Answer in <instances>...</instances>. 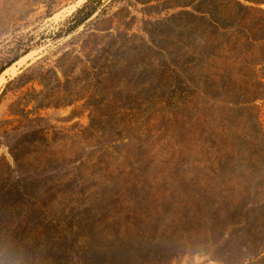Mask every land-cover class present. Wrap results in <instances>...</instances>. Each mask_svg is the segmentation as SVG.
I'll return each instance as SVG.
<instances>
[{
    "label": "rangeland",
    "instance_id": "rangeland-1",
    "mask_svg": "<svg viewBox=\"0 0 264 264\" xmlns=\"http://www.w3.org/2000/svg\"><path fill=\"white\" fill-rule=\"evenodd\" d=\"M87 1L0 0L24 263L264 264V1L100 0L67 34Z\"/></svg>",
    "mask_w": 264,
    "mask_h": 264
},
{
    "label": "trees",
    "instance_id": "trees-1",
    "mask_svg": "<svg viewBox=\"0 0 264 264\" xmlns=\"http://www.w3.org/2000/svg\"><path fill=\"white\" fill-rule=\"evenodd\" d=\"M264 0H249V2L254 3V4H259L262 3ZM96 2L97 4L100 3V0H88L80 9H78L72 16L73 19V24L70 26V28L66 31V33H70L73 30H75L78 26H80L84 21H86L94 12L95 8L90 7V5ZM237 5L239 7L241 4ZM244 10H250L246 7H243ZM258 12L263 13V11L258 10ZM211 15V14H209ZM207 12H199L198 13V20L202 23H206L207 27L209 28L210 32V42H214L218 38V32L225 33L229 29H234V27H237V24H233L234 27L232 26L233 19L237 20L238 13H236L233 16V19L230 18V16H225L223 14H214L213 16H209ZM246 15L242 14L240 16V20H243ZM239 20V21H240ZM235 23V21H234ZM244 38V36H243ZM261 40H264L262 38ZM212 50V48H211ZM210 50V51H211ZM210 53V52H207ZM261 80H264V77H260ZM17 177V175L15 176ZM19 177V176H18ZM10 193L13 195L15 194L16 196L20 195H25V192L23 189H18L17 186H13L10 188ZM14 198V197H13ZM3 198L0 197V200ZM8 201V200H7ZM19 207V202L15 199H12L10 202L3 203L0 201V211H5L6 209L9 211V213H12L15 208ZM0 216L2 215V213ZM9 218V219H8ZM8 219V220H7ZM14 217H12L11 214L7 218H4V216L0 217V264H25L24 263V258H22L21 253L17 250L16 247V238H18L17 233L14 232ZM11 230V231H10ZM8 238V239H7ZM19 241V240H18Z\"/></svg>",
    "mask_w": 264,
    "mask_h": 264
}]
</instances>
